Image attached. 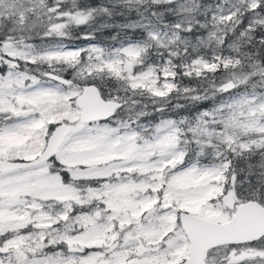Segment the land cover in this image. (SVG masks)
Masks as SVG:
<instances>
[{
  "label": "snow or ice",
  "instance_id": "snow-or-ice-1",
  "mask_svg": "<svg viewBox=\"0 0 264 264\" xmlns=\"http://www.w3.org/2000/svg\"><path fill=\"white\" fill-rule=\"evenodd\" d=\"M0 264H264V0H0Z\"/></svg>",
  "mask_w": 264,
  "mask_h": 264
}]
</instances>
